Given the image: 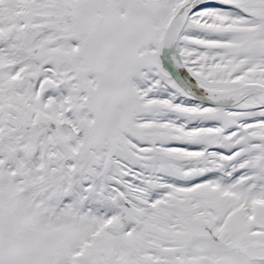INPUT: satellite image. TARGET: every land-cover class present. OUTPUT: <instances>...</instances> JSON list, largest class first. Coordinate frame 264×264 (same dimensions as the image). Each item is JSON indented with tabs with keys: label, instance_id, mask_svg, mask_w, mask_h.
Wrapping results in <instances>:
<instances>
[{
	"label": "snow or ice",
	"instance_id": "1",
	"mask_svg": "<svg viewBox=\"0 0 264 264\" xmlns=\"http://www.w3.org/2000/svg\"><path fill=\"white\" fill-rule=\"evenodd\" d=\"M0 264H264V0H0Z\"/></svg>",
	"mask_w": 264,
	"mask_h": 264
}]
</instances>
